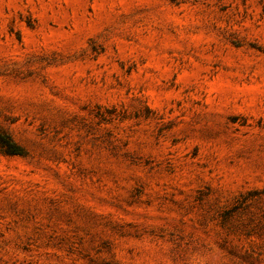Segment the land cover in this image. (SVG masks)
<instances>
[{
  "label": "rangeland",
  "instance_id": "1",
  "mask_svg": "<svg viewBox=\"0 0 264 264\" xmlns=\"http://www.w3.org/2000/svg\"><path fill=\"white\" fill-rule=\"evenodd\" d=\"M0 264H264V0H0Z\"/></svg>",
  "mask_w": 264,
  "mask_h": 264
},
{
  "label": "trees",
  "instance_id": "2",
  "mask_svg": "<svg viewBox=\"0 0 264 264\" xmlns=\"http://www.w3.org/2000/svg\"><path fill=\"white\" fill-rule=\"evenodd\" d=\"M0 148L9 155H24L25 148L17 143L11 135L0 126Z\"/></svg>",
  "mask_w": 264,
  "mask_h": 264
}]
</instances>
